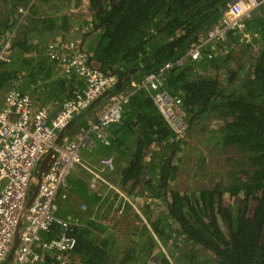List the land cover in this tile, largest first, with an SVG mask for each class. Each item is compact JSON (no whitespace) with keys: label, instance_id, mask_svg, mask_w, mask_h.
<instances>
[{"label":"trees","instance_id":"16d2710c","mask_svg":"<svg viewBox=\"0 0 264 264\" xmlns=\"http://www.w3.org/2000/svg\"><path fill=\"white\" fill-rule=\"evenodd\" d=\"M231 1L0 0V50L7 42L13 50L10 62L0 61V95L15 80L23 83L16 86L20 91L30 93L29 83L39 85L52 76L56 61L27 55H45L43 40L49 35L44 33L58 30L64 39L88 23L82 39L93 37L90 63L120 77L125 88L140 81L137 74L143 78L156 72L199 43ZM253 19L249 30L261 36L256 53L251 45L232 46L237 34L231 32L227 46L208 45L200 61L189 59L167 72L163 88L181 97L187 114L184 137L145 90L131 96L121 122L110 127L108 147L118 159H130L120 188L136 199L154 198L160 210L154 212L147 202L141 205L150 227L133 226L118 244L112 236L99 239L94 234L107 230L102 223L86 221L75 248L83 264H179L180 258L182 264H264V17ZM57 78L61 96L66 80L79 79L63 73ZM212 116L216 122L221 119L214 131L204 125ZM196 128L202 130L194 136ZM186 135L208 146L211 154L224 155L218 183L208 186L206 181L199 190L200 180L187 177L188 171L206 166L207 156L197 159ZM125 209L132 212L129 204Z\"/></svg>","mask_w":264,"mask_h":264},{"label":"built area","instance_id":"2783aa9c","mask_svg":"<svg viewBox=\"0 0 264 264\" xmlns=\"http://www.w3.org/2000/svg\"><path fill=\"white\" fill-rule=\"evenodd\" d=\"M263 6L264 0H237L218 22L203 33L202 40L184 55L166 62L158 71L148 73L140 81H132L120 90L115 88L117 76L93 66L89 53L80 43L66 39L48 43L46 52L50 59L57 62L67 77L76 76L83 80V86L76 87L71 96L64 98L58 110L50 106L37 107L30 93L16 87H11L0 102V264H8L12 243L18 244L19 240L18 251L13 255L11 264H83L73 253L76 236H67L61 230L78 231L86 226L79 220L69 222L58 216V198L60 195L67 197L68 194H62L61 190L66 187L67 178L77 165H82L92 174V190L97 191V185L104 183L120 200L114 204L109 220L100 216V223L107 222L110 227L129 204L138 215V221L132 228L138 229L145 224L150 227L132 197L102 175L115 169L114 155L103 156L94 166L81 162L82 150H90L96 141L107 147L111 145L110 127L121 122L131 96L140 90H145L153 98L172 128L184 137L188 127L187 114L181 107V97L163 88L167 72L184 66L189 59L200 61L208 45L221 43L227 46L231 32L237 34L232 46L257 47L256 41L260 36L250 31L248 26ZM20 10L26 13L25 9ZM12 54L11 43L7 42L0 50V61L10 62ZM206 55L213 58L212 52ZM109 91L112 93L105 95ZM102 98H106L104 106L95 111L82 132L72 138L62 135L80 112ZM51 152L54 153L52 161L43 173L40 165ZM37 172L41 173L40 180L28 203ZM82 208L88 210L87 205ZM95 217L94 214L90 219ZM18 228L19 239L15 242Z\"/></svg>","mask_w":264,"mask_h":264},{"label":"crops","instance_id":"0c3cea01","mask_svg":"<svg viewBox=\"0 0 264 264\" xmlns=\"http://www.w3.org/2000/svg\"><path fill=\"white\" fill-rule=\"evenodd\" d=\"M258 14H261L262 17H264V6L260 9V11H258L254 17H256ZM254 20V19H253ZM250 20V21H253ZM86 23V22H85ZM89 24L87 23L84 24H80V26L82 27V29H80V31H78V34L80 35V39L83 43V46L85 47L86 51L89 50L88 46L90 44V40H92L93 37L90 38V40H83L82 36L83 34H85V29L89 28L88 26ZM252 32H255L253 30H250ZM48 33V32H47ZM44 33V35H49L48 38H52L53 34H55V38L54 40L50 41V42H58L60 40H63L62 33H60V31L58 30H54L49 32L48 34ZM75 32H72V30L66 34L65 38L68 41L74 40L76 42H78L77 40L73 39L72 37L69 36H73L72 34ZM256 33V32H255ZM261 37V36H260ZM38 38V37H37ZM35 42H38L37 39ZM93 41V40H92ZM259 41L260 39H257L256 44L258 45V48L256 49V52L259 49ZM44 42V47L45 50H43L45 52V55H38V53L36 51H31L29 52L27 55H30V57L34 58L37 60V58H44L45 61L46 59L49 62H52V60L50 59V57L48 56L47 52H46V48L48 45L49 41H45ZM47 42V43H45ZM49 42V43H50ZM80 43V42H78ZM237 45V44H236ZM235 45V46H236ZM255 52V53H256ZM36 54V55H35ZM28 57V56H27ZM55 71L54 73H52V76L50 78H48L46 80V82H40L39 85H33L29 83V88L27 89L30 94L32 95L35 105L37 107H45V106H50L52 107L54 110H58L59 108V103L66 97L70 96L72 94V92L74 91V89L79 86L82 87L83 86V82L82 80L73 78L72 80H66V85L65 88L66 90L63 92V95L61 96V89H58V81H57V77L62 75V69L61 67L56 64L54 66ZM136 78H140V80L142 79L141 74H137ZM134 81L138 82L139 80L135 79ZM129 80H127L125 83H128ZM23 84V83H22ZM130 84V83H129ZM36 86V87H35ZM125 88L127 87L126 85L124 86ZM54 95V96H53ZM102 102V103H101ZM106 102V98H104V100L100 99L97 100L93 105L95 106V108L100 107L101 104L103 105ZM94 112L92 113H88V115L86 117H80L77 116L75 118V122L72 123V125L67 129L64 130L62 133L65 135V137H74L77 134H79L80 132H82L84 130V128L87 126L88 122L93 118ZM91 115V116H89ZM62 134V135H63ZM85 153V155H87V161L85 163L97 166L99 163L100 158H102L103 156H107V155H114L115 158V170L119 167V164H121L120 167H122V169L129 163L130 159L128 157H125L123 159H118L117 156L115 154L110 153V148L100 144L98 141H96L94 143V146L91 147L90 150H84L81 154ZM79 166L77 165L75 167V169L72 170L71 174L68 176L67 178V185L65 188H62L61 192L62 194L64 192H66L67 197L63 198L62 195L59 196V207L62 212H65L66 215L71 216V215H76V214H81L83 221H85L86 219H90V215L91 214H95L96 216H102L105 213H109L111 212V210L109 209V204L113 203H119V198L114 199V196H117L116 193L112 190H109V188L104 184V183H100L99 186L97 185V188H99L97 191L92 190L91 186H90V181L92 178V174L83 166H81L84 170H79ZM114 171H107V172H103L102 175L108 179L111 182H118L121 181V175L118 176L116 174V172ZM105 174V175H104ZM115 180V181H114ZM69 184V185H68ZM117 184V183H116ZM105 196V199L101 200V198H103ZM111 197V198H110ZM88 206V210H84L82 208V206ZM133 210V208H132ZM131 210V211H132ZM126 214L129 213L127 210H125ZM135 212V210H134ZM135 214H137L135 212ZM86 220V221H87ZM148 221V220H147ZM130 221H125V225L129 224ZM125 229V226L123 227ZM115 230L111 231V232H115ZM108 233V235H111L113 238V242L115 244H118V235L122 234L120 232L122 231H117L114 233V235L112 233ZM126 234H123V236H125ZM47 257V256H46Z\"/></svg>","mask_w":264,"mask_h":264},{"label":"rangeland","instance_id":"374dc122","mask_svg":"<svg viewBox=\"0 0 264 264\" xmlns=\"http://www.w3.org/2000/svg\"><path fill=\"white\" fill-rule=\"evenodd\" d=\"M45 9V8H44ZM46 10V9H45ZM80 35L77 33H73V36H69V37H72L73 39H75V40H77V41H79V42H81L79 39H80V37H79ZM44 40L45 41H51V40H54V38H44ZM48 42V43H49ZM46 43V42H45ZM258 47V46H257ZM257 47H253L254 49V53L256 52V49H257ZM259 50V49H258ZM203 72V71H202ZM13 84L15 85V84H17L19 87L21 86V84H22V82H20L19 80H18V82H17V80H15L14 82H13ZM11 86H9V87H6V89L1 93V95H0V102L3 100V98H4V95L7 93V91H8V89L10 88ZM105 104V103H104ZM104 104L102 105V106H104ZM99 107H97V108H95V106L94 105H91V106H89V107H87L86 109H84L83 110V112H80L79 114H78V116H80V117H86L87 115H88V113H95V111L98 109ZM94 115V114H93ZM89 116H91V115H89ZM215 117L216 116H212L211 118H208V119H205V121H204V125L206 126V127H208L209 129H211L212 131H214V130H216V128H217V123H218V121H220L221 119L220 118H218L217 117V122H216V120H215ZM199 124H200V122H199ZM202 129L201 128H196L195 129V133H194V136H196V135H198L199 133H200V131H201ZM185 139L186 140H188L189 142H190V144H189V146H190V148H191V151H192V153L196 156V158L197 159H199L201 156H203V155H206L207 156V163H206V166L204 167V168H202V169H199V170H197L196 171V173H194V172H191V171H188L189 173H188V175H187V177L188 178H191V177H193V176H195V178H198V184H197V186H198V188H199V190H200V188L202 187V186H205L206 185V181H207V185L208 186H212L213 185V182L215 183V181L217 180V183H218V181H219V179L222 177V175H223V173H222V171H224L223 170V168L222 167H220V164L224 161V155H220V154H218V152L217 151H215L213 154H211V152L208 150L209 148H208V146H206V145H204L202 142H195L194 141V139H193V137H188L187 135H186V137H185ZM132 143H134V142H132ZM84 151V149L82 150V152ZM192 155V154H191ZM193 155V156H194ZM199 157V158H198ZM87 161V155H85V153H83V154H81V162H86ZM82 165H80L79 166V170H84L82 167H81ZM121 166V164H119V167L115 170V172H116V174L118 175V176H120L121 175V172H122V167H120ZM116 168V167H115ZM114 170H112V171H114ZM191 172V173H190ZM201 172H206V173H208V174H206V175H201L200 173ZM105 175V174H104ZM122 176V175H121ZM39 180H40V176H39V174H36V176L34 177V179H33V186L31 187V191H30V195H32V193H34L35 192V188L37 187V185H38V183H39ZM115 181V180H114ZM119 183H120V181H118ZM118 182H116V183H114V182H112V183H114V184H116V185H118L119 186V183ZM193 182H195V181H193ZM183 184H185V185H187V183H189L188 181H186V182H182ZM176 186H178L179 188H181V189H183L184 187L183 186H179V185H176ZM175 186V187H176ZM188 188H190V187H188ZM99 189V188H98ZM187 189V188H186ZM28 196V203H30V201H31V197L32 196ZM132 199L137 203V205L139 206V208L141 207V205H144V203L145 202H147L150 206H154V208H151V209H153L154 210V212H157V211H159L160 209L157 207V205L155 204V199L154 198H150V200H145V198L143 197V196H140V197H138L137 199H136V197H132ZM127 206V205H126ZM141 209V208H140ZM126 210V209H125ZM132 210V209H131ZM164 211V210H163ZM113 214V213H112ZM110 215H111V212H110V214L108 213H105L104 215H103V217H105L107 220H109V217H110ZM58 216H59V218H61V219H63V220H66V221H69V222H75V221H77V220H79V218L81 217L82 218V216H81V214H76V215H71V216H68V215H66V213L65 212H62L61 210H59L58 211ZM135 217V218H134ZM87 220V219H86ZM125 221H130V223L129 224H126L125 225ZM138 221V217H137V215L135 214V212H134V210H132V212H129V213H127L126 214V212L124 211V213L120 216V217H118L117 218V220H114V221H112L111 223L113 224V225H110V228H114L115 227V229H116V231L115 232H117V231H122V232H120V233H122L121 235L119 234L118 235V241L119 242H122V241H124V239H126V236H123V234H132V225L133 224H135L136 222ZM25 223H26V221H25ZM106 224H107V222H105ZM148 223H149V221H148ZM125 226V229L123 228ZM24 228V225L22 226V229ZM115 232H113V233H115ZM111 236V235H110ZM20 243V240H19V242H18V244ZM18 244H14V243H12V246H11V249H10V251H9V253H8V258H9V261H8V264H11L12 263V257H13V255L16 253V251H18L17 249H18ZM157 250V252H158V249H156ZM163 250V252H165L168 256H169V258H170V260L173 262V259L171 258V256H170V254H169V252H168V250H165V249H162ZM156 252V253H157ZM181 255H180V257L182 256V253H180ZM178 263L179 264H182L183 263V260H181V258L179 259V261H178ZM177 264V263H176Z\"/></svg>","mask_w":264,"mask_h":264},{"label":"water","instance_id":"95a60500","mask_svg":"<svg viewBox=\"0 0 264 264\" xmlns=\"http://www.w3.org/2000/svg\"><path fill=\"white\" fill-rule=\"evenodd\" d=\"M236 1H237V0H234V2H233V0H232V1L230 2L229 6L233 5ZM227 9H228V8H224V9L221 11V17H222L223 13H224ZM256 13H257V12H256ZM220 19H221V18H220ZM220 19H219V20H220ZM137 70H138V69H134V70H132L130 74H133V73L136 72ZM116 76H117V75H116ZM117 78H118V81H117V83H116V85H115V88H116L117 90H120V89H122V87H123V80H122L120 77H118V76H117ZM127 80H131L130 76H128V77L126 78V81H127ZM130 83H131V82H130ZM125 84H128V83H125ZM111 93H112V91H109V92H106L105 95H106V94L110 95ZM62 134H63V133H62ZM53 154H54V153L51 152V153L47 156V158L44 159V160L42 161V163H41V165H40V170H41V172L44 173V172H46V171L48 170V168H49V166H50V163H51V161H52ZM62 231H64V229H62ZM75 232H76V229H74L73 231L67 229L66 234H67L68 236H74V235H75ZM18 239H19V228H18V230H17V232H16V235H15V242H17ZM16 244H17V243H16Z\"/></svg>","mask_w":264,"mask_h":264},{"label":"clouds","instance_id":"9594fccd","mask_svg":"<svg viewBox=\"0 0 264 264\" xmlns=\"http://www.w3.org/2000/svg\"><path fill=\"white\" fill-rule=\"evenodd\" d=\"M218 21H219V20H218ZM17 82H18V81H17ZM16 86H17V84H15L13 87H16ZM16 88H17V87H16ZM8 90H9V89H8ZM119 187H120V186H119ZM125 208H126V207H125ZM125 208H124V211H125ZM111 211H112V210H111ZM92 215H93V214H91L90 217H91ZM90 217H89V218H90ZM99 217H100V216H96L94 220H97V221H98V218H99ZM88 220H89V219H88ZM88 220H87V221H88ZM90 220H92V219H90ZM106 220H107V219H106ZM79 221L82 222V223H84V225H85L86 227H87L88 224H89V223H85L86 220L83 221V218H81V217L79 218ZM102 224L104 225L105 228H107V230L104 231V232H102V233H98V232H97V233H94L95 235L97 234V236H98L99 239H103V237H107V236L109 237L110 235H108V233H110L111 231L115 230V228L111 230V229H109L110 227H109L108 225H106V224H104V223H102ZM86 227H84V228H86ZM81 229H82V228H81ZM66 231H67V230H65V229H64V231L61 230V233H64L65 235H67V234H66ZM78 231H79V230H78ZM78 231L75 232V236H76V234H77ZM111 233L114 235L113 232H111ZM67 236H68V235H67ZM75 236H74V237H75ZM76 240H77V238H76ZM74 251H75V250H74ZM73 253L75 254V252H73ZM75 256H76V255H75ZM79 259H80V258H79Z\"/></svg>","mask_w":264,"mask_h":264},{"label":"bare ground","instance_id":"6f19581e","mask_svg":"<svg viewBox=\"0 0 264 264\" xmlns=\"http://www.w3.org/2000/svg\"><path fill=\"white\" fill-rule=\"evenodd\" d=\"M63 33V32H62ZM77 33V32H76ZM65 34V33H64ZM73 35V34H72ZM53 37V36H52ZM72 41V40H71ZM47 43V42H46ZM36 55V54H35ZM102 103V102H101ZM101 106H102V104H101ZM83 112V111H82ZM74 122H75V120H74ZM69 185V184H68ZM32 192V191H31ZM30 194V193H29ZM30 196H32V195H30Z\"/></svg>","mask_w":264,"mask_h":264},{"label":"snow or ice","instance_id":"6c2138e0","mask_svg":"<svg viewBox=\"0 0 264 264\" xmlns=\"http://www.w3.org/2000/svg\"><path fill=\"white\" fill-rule=\"evenodd\" d=\"M233 2H234V0H233Z\"/></svg>","mask_w":264,"mask_h":264}]
</instances>
